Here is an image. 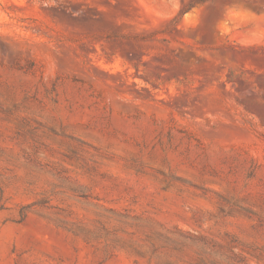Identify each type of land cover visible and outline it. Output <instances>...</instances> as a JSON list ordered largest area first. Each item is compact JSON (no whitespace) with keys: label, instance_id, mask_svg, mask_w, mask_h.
Returning a JSON list of instances; mask_svg holds the SVG:
<instances>
[{"label":"rangeland","instance_id":"obj_1","mask_svg":"<svg viewBox=\"0 0 264 264\" xmlns=\"http://www.w3.org/2000/svg\"><path fill=\"white\" fill-rule=\"evenodd\" d=\"M0 0V264H264V0Z\"/></svg>","mask_w":264,"mask_h":264},{"label":"trees","instance_id":"obj_2","mask_svg":"<svg viewBox=\"0 0 264 264\" xmlns=\"http://www.w3.org/2000/svg\"><path fill=\"white\" fill-rule=\"evenodd\" d=\"M208 0H191V3L189 4L188 7L184 8L183 12L186 11L187 9H190L191 7H193L196 3H204Z\"/></svg>","mask_w":264,"mask_h":264}]
</instances>
